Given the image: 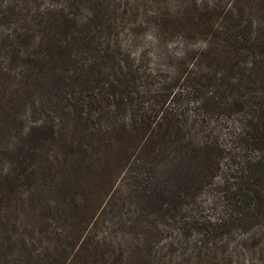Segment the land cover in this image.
<instances>
[{"label": "trees", "instance_id": "1", "mask_svg": "<svg viewBox=\"0 0 264 264\" xmlns=\"http://www.w3.org/2000/svg\"><path fill=\"white\" fill-rule=\"evenodd\" d=\"M126 7L180 44L165 73L122 44ZM7 53L0 264H85L104 218H195L204 186L217 228L255 226L236 256L264 264V0H6Z\"/></svg>", "mask_w": 264, "mask_h": 264}, {"label": "rangeland", "instance_id": "2", "mask_svg": "<svg viewBox=\"0 0 264 264\" xmlns=\"http://www.w3.org/2000/svg\"><path fill=\"white\" fill-rule=\"evenodd\" d=\"M4 1L0 0V3ZM135 13L131 7L125 8V21L119 29L122 31L119 34L121 42L129 47L134 57L143 53L149 68L165 73L168 65L163 57L170 55L169 51L174 50L172 54L180 51L181 46L176 40L172 41L173 38L153 39L151 27H141L138 16L134 18ZM127 28L136 31L129 32ZM196 39L194 37L188 43L189 47L198 45ZM0 58L7 70H20V60L12 59L11 54H0ZM222 138L226 141V136L222 135ZM213 196V189L209 186H204L195 195V201L202 208L195 218L167 219L140 214L124 217L118 227H110L108 219L104 218L106 244L95 251L89 247L90 255L85 256V264H97L99 257L94 253L100 251L107 256L104 264H251L247 253L242 252L241 258L236 256L235 250L236 245L243 242L249 246L250 240L246 237L255 230V226L245 222L243 227L231 225L217 228L216 210L211 209L210 203ZM122 222L126 223V227Z\"/></svg>", "mask_w": 264, "mask_h": 264}]
</instances>
